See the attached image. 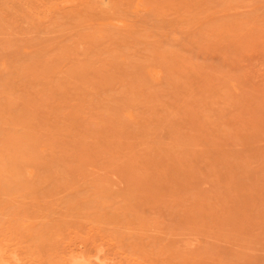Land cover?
I'll return each instance as SVG.
<instances>
[{"label":"rangeland","instance_id":"374dc122","mask_svg":"<svg viewBox=\"0 0 264 264\" xmlns=\"http://www.w3.org/2000/svg\"><path fill=\"white\" fill-rule=\"evenodd\" d=\"M0 171V264H264V0H0Z\"/></svg>","mask_w":264,"mask_h":264},{"label":"bare ground","instance_id":"6f19581e","mask_svg":"<svg viewBox=\"0 0 264 264\" xmlns=\"http://www.w3.org/2000/svg\"><path fill=\"white\" fill-rule=\"evenodd\" d=\"M138 7V6H137ZM10 138V137H9ZM14 138V137H13ZM19 138H20V136H19ZM25 138V137H24ZM11 139V138H10ZM17 140H19V139H17V137H16V141ZM13 141H14V143H15V138L13 139ZM13 141H10V142H12V144H10V145H12L13 146ZM8 143V145H9V143L10 142H8V141H5V143ZM18 143H20V141H17ZM17 142H16V144H17ZM26 143V142H25ZM22 146H23V144H22ZM10 147V146H9ZM18 147H20L18 144H17V146H16V148H18ZM15 148V147H14ZM21 148H23V147H20V148H18V150L20 149L21 150ZM10 149V148H9ZM11 149H13V148H11ZM15 150V149H14ZM17 150V151H18ZM20 152V151H19ZM16 160V159H15ZM4 170H5V168H4ZM8 170V169H7ZM10 171V170H9ZM0 172H4V171H0ZM99 247V246H98ZM96 248V247H95ZM96 251V250H95ZM79 261V260H78ZM75 262V261H74ZM80 262V261H79ZM76 263V262H75ZM2 264V263H1ZM76 264H78V263H76Z\"/></svg>","mask_w":264,"mask_h":264}]
</instances>
